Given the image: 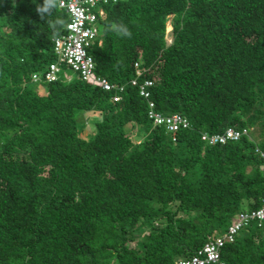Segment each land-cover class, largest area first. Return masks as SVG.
<instances>
[{"label": "trees", "instance_id": "1", "mask_svg": "<svg viewBox=\"0 0 264 264\" xmlns=\"http://www.w3.org/2000/svg\"><path fill=\"white\" fill-rule=\"evenodd\" d=\"M102 8L89 54L98 76L125 86L120 102L81 78L34 83L56 62L54 40L69 15L58 0H0V264H178L223 237L239 213L263 206L264 0ZM113 23L131 36L109 30ZM136 63L140 82L153 81L157 109L191 123L176 142L148 120L131 86ZM88 114L99 119L85 139ZM228 129L251 134L202 141ZM221 257L264 264V221Z\"/></svg>", "mask_w": 264, "mask_h": 264}, {"label": "built area", "instance_id": "2", "mask_svg": "<svg viewBox=\"0 0 264 264\" xmlns=\"http://www.w3.org/2000/svg\"><path fill=\"white\" fill-rule=\"evenodd\" d=\"M123 0H58L59 7L69 15L70 22L67 25L66 33L54 40V53L56 62L49 65L46 71L35 73L32 81L36 84L57 82L62 72V68L79 74L84 82H90L99 86L104 92L115 93L114 101L122 100L121 93L125 86L112 84L107 78L96 74V63L89 54V49L95 42L99 41L101 36V21L106 19V13L102 6L110 3H117ZM167 44L171 45L173 39L168 36ZM136 78L131 81V86L139 89L140 95L148 104L147 117L154 127L165 128L167 133L172 136L173 142H176V135L191 128V123L182 114L165 115L157 109L152 101L150 89L153 81L146 80L140 82L145 70L141 68L140 63L135 64ZM251 131L228 129L223 134L202 135V141L210 146L236 142L243 137H250ZM257 154L264 161V153L259 149ZM264 221V199L263 206L255 211H242L233 220L228 227L227 233L216 240L209 242L198 254L182 259L178 264H226L221 257V250L226 243H234L239 234L253 223L260 225Z\"/></svg>", "mask_w": 264, "mask_h": 264}, {"label": "rangeland", "instance_id": "3", "mask_svg": "<svg viewBox=\"0 0 264 264\" xmlns=\"http://www.w3.org/2000/svg\"><path fill=\"white\" fill-rule=\"evenodd\" d=\"M172 29H173L172 18H170V20L168 22V34L170 31H172ZM168 36L170 38H172L171 33ZM60 76L66 81H77L80 79V76L78 73L70 70L67 67L62 68V72H61ZM84 119H85V123H84L82 135L85 139H89L95 133V128H94L93 124L98 121L99 115L98 114H88L85 116ZM256 132L259 133L258 127L256 128V131L253 132L254 136H255Z\"/></svg>", "mask_w": 264, "mask_h": 264}, {"label": "clouds", "instance_id": "4", "mask_svg": "<svg viewBox=\"0 0 264 264\" xmlns=\"http://www.w3.org/2000/svg\"><path fill=\"white\" fill-rule=\"evenodd\" d=\"M63 2H64V0H62V4H63ZM37 11H40V9L37 8ZM64 25H65V21L63 20L62 26H64ZM109 30L116 32V34L119 36H127V37L131 36V32L128 30L127 26L123 25V24L113 23L112 25L109 26ZM167 31H168V24H167ZM167 31H166V35H167ZM172 32H173V29H172V31L169 32V35H170V33L172 34ZM57 34L58 33H56L54 35H57Z\"/></svg>", "mask_w": 264, "mask_h": 264}]
</instances>
